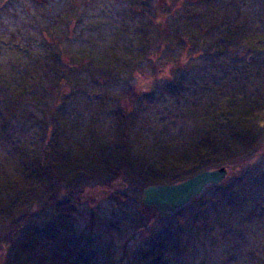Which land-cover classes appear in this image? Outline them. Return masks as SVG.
I'll return each mask as SVG.
<instances>
[{"label":"rangeland","instance_id":"1","mask_svg":"<svg viewBox=\"0 0 264 264\" xmlns=\"http://www.w3.org/2000/svg\"><path fill=\"white\" fill-rule=\"evenodd\" d=\"M52 65L69 81L47 79ZM233 101L264 103V0H0V176L32 150L113 131L116 114L130 118L136 171L160 166ZM79 190L66 221L35 217L58 252L50 264H264V134L172 213L142 210L138 182Z\"/></svg>","mask_w":264,"mask_h":264},{"label":"trees","instance_id":"2","mask_svg":"<svg viewBox=\"0 0 264 264\" xmlns=\"http://www.w3.org/2000/svg\"><path fill=\"white\" fill-rule=\"evenodd\" d=\"M135 66L132 59L115 70L130 73ZM50 69L51 73L46 70L44 76L51 77L53 83L69 81V73L63 76L55 65ZM27 90L23 86L13 91L5 115L16 114L15 106L23 101ZM243 103L233 101L218 111L212 128L199 142L160 166L145 164L136 171L139 155L133 153L131 121L118 114L113 131L92 134L85 145L77 143L74 149L61 150L53 144L48 149L32 150L30 157L19 158L14 172L0 176V229H7L0 235V264H45L46 259L52 263L58 252L51 235L38 231L35 217H49L56 223L66 221L76 206L71 199L78 198L83 184L124 179L127 183L138 182L142 192L148 185L172 184L205 170L247 161L264 134V103Z\"/></svg>","mask_w":264,"mask_h":264},{"label":"water","instance_id":"3","mask_svg":"<svg viewBox=\"0 0 264 264\" xmlns=\"http://www.w3.org/2000/svg\"><path fill=\"white\" fill-rule=\"evenodd\" d=\"M227 175L228 167H220L176 183L148 185L143 188L139 203L159 213H172L197 198L205 187L221 184Z\"/></svg>","mask_w":264,"mask_h":264}]
</instances>
